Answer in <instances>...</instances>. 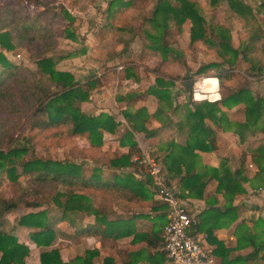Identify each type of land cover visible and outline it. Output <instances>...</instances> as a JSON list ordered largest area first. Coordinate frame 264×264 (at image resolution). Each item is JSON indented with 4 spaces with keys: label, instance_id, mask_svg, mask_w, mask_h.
Segmentation results:
<instances>
[{
    "label": "trees",
    "instance_id": "trees-1",
    "mask_svg": "<svg viewBox=\"0 0 264 264\" xmlns=\"http://www.w3.org/2000/svg\"><path fill=\"white\" fill-rule=\"evenodd\" d=\"M222 2H226L231 11L240 17L246 25H254L257 23L254 10L242 0H157L153 7L151 16L143 21L139 26V31L132 33L128 41L122 39L119 32L132 31L130 27H126L127 23L132 24L134 21L130 17V11L123 8L125 3H120V0H113L110 4V19L109 25L112 27L111 32L117 38V41H123L121 49L113 50L107 53L106 59L116 57L126 58L124 62L134 60L138 64L144 65L143 71L148 73L149 70L156 71L165 76H173L170 72V65L167 62V54L175 53L176 64L184 63L182 49L173 48L171 45L162 43V38L168 35L167 29L176 27L179 32L188 24L190 43L198 40H203L210 45H217L216 54L220 57V62H214L202 65L197 73L204 72L208 67L220 66L223 63L228 64L229 68L233 67L238 55H242L245 61L251 63V69L257 70L260 73L264 72V53L263 42L257 43L258 35H250L240 47H235L232 43L229 30L225 27L214 29L212 24L207 23L203 14H211L212 11ZM119 3V4H117ZM264 5V3H263ZM70 18V17H69ZM25 33V32H24ZM24 33L16 36L17 39L24 37ZM212 33V34H211ZM137 34H143L147 39L144 44L140 56L135 59L130 57L129 43L134 40ZM215 35V39H213ZM67 37L75 39V34L68 32ZM9 31H0V47L2 49H12L14 42ZM161 42V43H160ZM261 44L262 48L258 47ZM178 46V45H177ZM220 47V48H219ZM207 53L208 51H204ZM150 58H158L154 65L145 63ZM36 70L23 69L20 65L12 64L0 52V65L2 70L0 73V97H9L15 92L19 93L18 87L23 86L24 90L29 92V97L35 103V109L31 112V117H40L35 122H30L32 128L50 129L68 127L67 134L71 136L87 134L92 147H102L103 139L102 132H114L116 123L113 118L107 113H99L98 115H90L85 113L77 103L88 100L90 91L99 85L103 84V78L97 77L95 74L88 77L83 82L74 80L71 72L55 68V61L51 56H42L35 59ZM128 63V62H127ZM174 74L175 77L180 76L178 65ZM124 77L129 76L137 81L138 67H132L128 64L122 70ZM131 71V73H130ZM233 73L229 70L221 71L216 74L220 85L228 83ZM191 76H183V82L190 81ZM156 86L164 85L163 77H156ZM124 87L128 90L127 85ZM137 88V87H136ZM150 92H155V86L148 88ZM137 89L133 93L125 95V99H130L132 96H138ZM24 96L28 99V96ZM190 99H192L190 97ZM243 103L245 110V121L238 124L236 132L240 140L244 141L249 138L252 143L253 139L259 138L264 129V124L257 128V123L264 118V99L258 96L251 95V91L246 87H241L232 91L227 96L221 99L222 105L230 106L231 104ZM200 107L195 108L192 112L195 117L199 118L201 125L202 118L205 115L216 117L215 112L219 110L217 102H209L203 100L198 103ZM201 108V111L199 110ZM200 111V112H199ZM138 113L130 114V118L135 129H139L136 124ZM221 120L222 116L218 117ZM248 131V132H246ZM250 133L252 136H249ZM248 135V136H246ZM248 139V140H249ZM203 142V141H201ZM1 145V143H0ZM8 146L12 145L10 141ZM204 150H211L213 147L209 144L200 143L199 145ZM27 151L25 146H12L7 150L0 149V183L3 180V173L8 179L16 181L20 175H25L30 178L35 186L39 182H51L57 189L51 197V203L46 207L37 211H28L17 218V225L31 227L30 239L40 247H47L52 244L53 239L57 235L55 227L61 223H67L74 229V235L79 237H100L102 239L116 240L122 235H126L134 230L131 223L116 214L113 207L114 202H138L139 198H150L151 193L145 187V181L149 182V177L145 179H137L133 174L117 175L112 173L109 176L103 177L100 170L91 173L89 177L80 175V165L69 160H52L40 159L37 157L23 159V154ZM107 153V162L110 167H122L133 164L132 158L139 154L135 142L130 141L125 151ZM264 155V146L257 145L255 147L253 157L257 164L263 170V163L259 162V157ZM18 167L20 171L18 172ZM197 176H183L182 183L189 189L197 183ZM219 189L232 188L243 192L241 184L232 177L225 180L218 177ZM151 182V181H150ZM65 188V192H61L58 187ZM189 186V187H188ZM39 193L37 188L25 189L22 193L16 196L2 198L0 200V219L6 215L13 213L20 205L26 208L39 207L40 203L31 197H36ZM235 194V193H233ZM64 195V198L61 196ZM182 196H184L182 194ZM42 204V203H41ZM166 207V205L163 203ZM73 214H83L84 220L81 217L79 223L75 222L76 216ZM113 216V217H112ZM166 221L162 222V226ZM1 225V222H0ZM162 228V227H161ZM162 231V229H161ZM153 235H146L143 240L147 245L161 244V251L154 253L149 252L148 258L154 264H168L167 256L163 250V241L153 231ZM209 235V234H208ZM135 236H140V233L135 232ZM160 240V241H158ZM219 247H222L220 244ZM103 246L100 248H86L81 254L74 256L69 261L61 258L57 248H49L40 252L39 264H94V260L101 254ZM149 248V247H148ZM150 250V249H149ZM28 247L18 242L17 238L9 232L0 229V264H25L24 258L28 254ZM141 250H137L134 254L137 255ZM103 264H132L126 260L121 263L113 262L110 257L103 259ZM231 264V263H228Z\"/></svg>",
    "mask_w": 264,
    "mask_h": 264
},
{
    "label": "crops",
    "instance_id": "crops-1",
    "mask_svg": "<svg viewBox=\"0 0 264 264\" xmlns=\"http://www.w3.org/2000/svg\"><path fill=\"white\" fill-rule=\"evenodd\" d=\"M248 3L255 12L257 23L246 26V23H242L241 20L239 23L235 21L238 24V28H235L234 32L230 31L232 41L236 40L237 37V40L243 44L250 35H258L259 37L256 38L257 43L262 41L264 44V0H249ZM126 11L128 10L126 9ZM203 16L205 19L212 18L213 21H220L228 28L235 18H240L231 11L226 2H222L211 14L204 13ZM138 19H143V16ZM230 19L232 20L230 21ZM174 28L175 33L172 34L170 33L172 27L167 29L168 35L162 38V43L164 42L168 46L171 45L173 48L183 49L182 44L188 47L200 42V44L196 45V49L199 50V53L196 54L197 56L195 55L196 59L193 57L191 61H186V63L184 61V63L176 64V61H174L175 53L167 54V62L170 65L169 71L175 74L176 66L178 65L179 74L181 79H183V76L189 74L187 69L191 66L192 61H197L194 65L210 64L209 55L211 54L209 51L211 50L208 48V43L203 40L190 43L188 24L186 28H183L182 32H179L176 27ZM237 30H240L239 35ZM171 35L173 36L172 38ZM137 36H141L143 39V48L147 39L143 34H137ZM90 39L93 43H90L88 49L92 53L101 52L100 49H96L97 46L101 48L103 45L108 44V39L103 36L98 38L94 35V37L90 36ZM116 43L120 42L116 39ZM115 47L116 45L113 49H116ZM258 47L262 48L261 44H258ZM204 51L208 52L205 53ZM84 56L85 54L81 58L74 60V62L80 65L81 61L86 58ZM214 56L213 60H216L218 57ZM239 58L236 60L239 65H242V63L245 67L251 65L249 61L243 59L241 54ZM101 59L104 62L101 61L100 64L112 62L111 65L115 64V60H117L115 58L106 59V56L104 58L101 57ZM262 59H264V53ZM157 60L158 58H150L145 65H154ZM214 62H218V60ZM97 63V61L91 62L90 66L97 67ZM139 65H141L140 78L137 81L129 76L122 77L120 75L122 70L116 69L117 66L114 67L115 74L108 68L101 72L94 69L95 72L93 70L90 75L93 76L95 74L97 77L103 78V84L99 85L100 87L98 88L103 87L104 83L105 85L109 84L108 81L114 76L117 78L116 84L113 85V88L111 87L112 90L109 89L111 98L104 95L103 99L98 100L96 95L94 97L91 94L89 95L90 99L93 98L95 100L93 113L85 111L90 106L92 107L89 104L91 102L89 98L88 102H81L82 107H84L80 108L85 113L90 115L107 113L117 123L114 132L103 131L101 148L110 152H121L125 151L127 146L130 145V141H133L139 151L145 147L148 150H152L159 157L158 159L162 163L168 182L178 190L181 198L186 202L189 212L194 218L192 228L197 232L207 234L205 244L214 255L217 264H264V168L262 170L253 157L255 147L257 148V145L264 146V129L260 128L263 134L259 138L253 139V143L249 138L244 141L240 140L236 128L238 124L245 121L243 103L239 102L230 106H225L221 103V99L231 93V88H238L235 76L228 83L229 85H226L230 88L223 90L225 95H221L220 82L216 77V74L219 73V70H217L219 66H211L205 70L213 73L212 76L205 77L203 76L204 72L200 73L203 74L201 75L202 77L208 79L206 85L207 82L212 81L211 86L205 88L206 90L208 89V94H211L210 99L207 100L211 103L217 102V107L219 108L215 112L216 117L205 115L200 125L199 118L195 117L192 112L195 111V108L200 107L198 103L203 101V99H190L184 83V90L182 89L184 80L181 82V79L175 77L174 74L173 76L164 77L162 74L152 70L145 73L143 71L144 65ZM214 69L217 70L216 73H214ZM194 72L192 71V74ZM158 75L163 77L164 85L156 86L155 80ZM147 77L148 80L151 79L149 80L151 82L145 87L140 85L139 82L142 84ZM258 79L263 80L257 82ZM250 80L252 82L244 87L251 91V95L264 99V74L256 78L252 77ZM127 82H131L134 85L138 83L137 97L134 95L130 99L124 98L127 94V89L124 85ZM107 86L106 88H108ZM150 86H155L157 90L150 92L148 90ZM256 90L257 92H255ZM133 91L134 89L129 91V93L131 94ZM213 97L218 98L213 99ZM199 110L201 111V108ZM137 113L139 117L135 116V118L139 129L133 127L130 118V114L136 115ZM220 116H222L221 120L218 118ZM263 124L264 118L256 126L258 128L263 126ZM247 134L252 136L250 133ZM200 143L209 144L213 148L204 150L199 146ZM259 162H262L264 167V155L259 157ZM249 164H252V166L249 167ZM183 176H197V184L194 187L188 186L189 189L186 188L182 183ZM218 177L225 180L232 179V177L235 178L244 191H238L234 187L219 189ZM145 187L151 193L150 198H139L138 202L135 203L121 202V205H123L122 211L120 213L116 212V214L123 216L128 223L133 225L132 228L135 229V232L140 233V236H135V232L134 234L130 232L118 238L124 242L121 247L125 246L123 250L125 256L121 262L128 260L132 264H154L148 258L149 252L155 254L161 251V244L148 246L143 239L146 235H153L155 233L153 232L154 230L158 231L156 234L160 236V239L162 238L161 227L162 222L167 220V211L163 203L154 195L150 181H145ZM79 240L83 241L81 237H79ZM219 244L222 247H219ZM99 245L87 248H100L101 243ZM137 250L141 251L135 255L134 253Z\"/></svg>",
    "mask_w": 264,
    "mask_h": 264
},
{
    "label": "rangeland",
    "instance_id": "rangeland-1",
    "mask_svg": "<svg viewBox=\"0 0 264 264\" xmlns=\"http://www.w3.org/2000/svg\"><path fill=\"white\" fill-rule=\"evenodd\" d=\"M112 1L113 0H0V31H9L12 40L14 38L17 39L16 36L25 32L24 37H22L21 40L17 39V43L14 42V47L12 49L6 50L0 47V52L12 64L20 65L23 69L28 70L37 69L35 63V59H37V57L51 56L55 61V68L71 72L74 76V80L78 82L84 81L90 77L94 69L101 72L110 68L113 74H115V66H117L116 69L121 67L118 70H123L128 64L132 65L133 68L137 66L139 75L141 65L136 63L134 60L131 62L127 61L128 63L124 62L123 60L126 58L121 56L115 58L117 59L115 60L116 65H111L112 62L108 64H100V62L103 61L101 57L104 58L107 56V53H110L115 45L116 50L121 49L123 46V41L116 43V35H112L114 34L111 32L112 27L108 23V19H110L109 7ZM156 1L157 0H120L121 4L127 2L122 9L130 11L131 17L134 21L132 24L127 23L126 25L127 28L130 27V29H132L131 32H129L128 29L126 31L119 32L122 39L128 41L132 33L134 34L139 31L140 24L149 18L147 16L152 14ZM242 1L248 3L249 0ZM141 16H143V19H138ZM231 20L232 19H230V21ZM240 20L242 23L244 22L241 18H235L234 22L229 25V29L218 20V22H216L213 21L212 18L206 19V21H209V23L212 24L215 30L222 26L227 28L229 32H234L235 28H238L237 23H239ZM235 21L237 23H235ZM186 27L187 24L184 28ZM68 32L75 34V39L68 38ZM170 33H175L174 27H172ZM237 33L239 35L240 30H237ZM94 35L98 38L103 36L105 39H108V44L103 45L101 48H99L100 46H97L96 49L101 50L99 53H92L88 49L90 43H93L90 36L94 37ZM172 37L173 36L171 35V38ZM216 38L217 37L213 35V39H215V41ZM132 41L129 43L130 57L135 59L140 56L143 39L141 36H137L135 37V40ZM232 43L234 46L238 47L241 45L240 41L237 40V37L236 40L232 41ZM198 44H200V42H197L192 46L189 45L188 47H186L185 44L181 45L183 47L181 51L183 56L182 58L185 63L186 61H191V58L193 57L196 59L195 55L199 53V50L196 49V45ZM216 47L217 45H210L208 47L211 50L209 51L211 54L209 55L210 63H214L216 60H218V62L221 61L219 55L216 54ZM84 54V57L86 58L81 61L80 65L76 64L74 60L81 58ZM213 55L218 58L216 57L217 59L213 60ZM89 57H91V59H89ZM237 59H240L239 55ZM236 60L234 66L231 68H229L228 64L223 63L219 66V69H217L219 70L218 72L229 70L233 73L228 83H230L235 76V79L237 80L235 81L236 85L238 88H241L252 82L250 78H256L264 74V72L260 73L257 70H252L250 65L247 67H245L243 63L242 65H239ZM94 61L98 62L96 64L97 67L90 66V63ZM196 62L197 61H192L191 66L187 69L189 70L191 81H194L198 76L202 77L201 75L203 74L205 77L212 76L213 73L210 71H204L203 74L197 73V70L202 65H194ZM1 70L2 66L0 65V73ZM217 70L214 69V73H216ZM192 71L195 72L192 74ZM120 75L124 77L123 71L120 72ZM178 78L181 79V76H178ZM149 80L147 77L142 84L141 82H139V84L144 85L145 87V85H148L151 82ZM259 80L263 79H258L257 82ZM182 81L183 79H181V82ZM116 82L117 78L114 76L110 81H108V86L104 83V86L101 88H98L100 86H97L95 91L94 87L90 91V94L92 97L96 95L98 100L103 99L104 95L110 96L111 98L109 89L112 90L111 87L113 88V85H115ZM183 83L185 84V82H182V89L184 90ZM228 83H225L222 86L220 85L221 95H225L223 90L228 89L229 86H226L229 85ZM137 84L138 83L134 85L131 82H127V91L137 89ZM106 86L108 88H106ZM238 88H231L230 92ZM17 90L19 93L15 92L16 94L12 96L6 98L0 97V149L7 150L12 146H25L27 151L23 154V159L37 157L43 160H69L80 165V175L83 177H89L91 173H98V170H100L103 177L109 176L112 173H116L120 176L128 173L131 175L133 174L137 179L146 180L148 178L147 174L140 175V171L146 173L149 171L150 167L144 159L141 158L142 160L138 161V158L142 157L144 153L147 155L157 156V154L153 153L152 150H148L146 147L143 148L139 151L138 155H135L132 158L133 164L131 165L117 168L110 167L108 166V162L106 160L107 153L104 152L106 150H103L101 147L93 148L92 144L89 142L87 134L71 136L67 134V126L50 129H33L30 122L33 123L36 119H40V117H31V112L35 109V103H31L34 101L29 97V92L24 90L22 85L21 87H18ZM255 92H257V90ZM22 95L28 96V99H25ZM90 101L91 102L89 104L92 105V107L90 106L85 111L93 113V104L95 100L91 98ZM85 102H88V100ZM77 106L81 108L84 107H82L81 102L77 103ZM10 141H12V145L8 146L7 144ZM158 164L161 167L164 178L168 181V178L163 170L162 163L159 159ZM19 171L20 168L18 167V172ZM35 188L39 190V193L36 197L31 198L34 200L36 199L40 203L39 207L26 208L25 206L20 205L15 212L6 215L3 219H0V229L11 233L17 238L18 242H22L28 247V254L24 258L25 264H39L40 252L45 249L57 248L61 258L65 261H69L74 256L81 254L87 247H97L100 243L104 248L99 255L100 257L94 260V264H103V259L105 257L112 258L113 262L116 263H120L123 260L125 256L123 252L125 246L121 247L124 245L122 239L115 241L95 236L90 238V236H88L82 237L83 241H80L79 236L74 235L73 227L67 223H61L55 227L57 235L53 239L50 246L40 247L36 245L29 236L31 227L17 225V218L28 211H37L42 209L46 207L48 203L52 206L51 197L57 189V186H55L54 189V184L48 181L39 182L37 186H35L30 178L25 175H20L16 181H12L8 179L4 173L3 180L0 183V200L2 198L19 195L25 189ZM58 189H60L61 192L66 191L65 188L61 186H59ZM174 189L178 192L175 187ZM152 190L154 189L152 188ZM154 195L156 196L155 192ZM61 198H64V195H62ZM156 198L159 199L157 196ZM113 207L114 209L117 208L115 212L120 213L123 205H121V202H114ZM73 215L76 216V223L81 221V217L83 220L85 218L83 214Z\"/></svg>",
    "mask_w": 264,
    "mask_h": 264
},
{
    "label": "built area",
    "instance_id": "built-area-1",
    "mask_svg": "<svg viewBox=\"0 0 264 264\" xmlns=\"http://www.w3.org/2000/svg\"><path fill=\"white\" fill-rule=\"evenodd\" d=\"M120 68L118 67V69ZM206 80L205 77H197L191 82L189 91L191 98L195 100L210 99V96L203 92ZM197 95H201L200 99H196ZM141 158L146 161L150 169L146 173L140 171V175H148L153 191L166 205L167 220L161 228V237L167 262L169 264H217L214 255L205 244L207 234L197 232L192 228L194 218L189 212L186 202L164 178L158 164V157L144 153L142 157L138 158V161L142 160ZM251 166L252 164H249V167Z\"/></svg>",
    "mask_w": 264,
    "mask_h": 264
},
{
    "label": "bare ground",
    "instance_id": "bare-ground-1",
    "mask_svg": "<svg viewBox=\"0 0 264 264\" xmlns=\"http://www.w3.org/2000/svg\"><path fill=\"white\" fill-rule=\"evenodd\" d=\"M207 80H208V79H207ZM207 80H206V81H207ZM206 81L204 82V88H207V86H211V82H212V81H209L210 83L207 82V85H206ZM212 84H213V83H212ZM201 91H202V90H201ZM207 91H208V89H207V90L203 89V92H206V93H207L206 95L210 96L211 94H208ZM200 94L203 95V93H200ZM201 95H200V96H201ZM200 96H199V97H200ZM196 97H197V96H196ZM196 99H197V98H196Z\"/></svg>",
    "mask_w": 264,
    "mask_h": 264
},
{
    "label": "water",
    "instance_id": "water-1",
    "mask_svg": "<svg viewBox=\"0 0 264 264\" xmlns=\"http://www.w3.org/2000/svg\"><path fill=\"white\" fill-rule=\"evenodd\" d=\"M185 88H186V90L189 92L190 91V88H191V82L190 81H187L186 83H185ZM189 96H190V94H189Z\"/></svg>",
    "mask_w": 264,
    "mask_h": 264
},
{
    "label": "clouds",
    "instance_id": "clouds-1",
    "mask_svg": "<svg viewBox=\"0 0 264 264\" xmlns=\"http://www.w3.org/2000/svg\"><path fill=\"white\" fill-rule=\"evenodd\" d=\"M214 83V82H213ZM197 99H200L199 95L196 97ZM218 97H213V99H217Z\"/></svg>",
    "mask_w": 264,
    "mask_h": 264
}]
</instances>
